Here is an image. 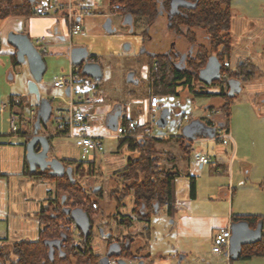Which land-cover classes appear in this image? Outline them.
Here are the masks:
<instances>
[{
    "label": "rangeland",
    "instance_id": "rangeland-1",
    "mask_svg": "<svg viewBox=\"0 0 264 264\" xmlns=\"http://www.w3.org/2000/svg\"><path fill=\"white\" fill-rule=\"evenodd\" d=\"M92 1V5L88 7L91 8L89 9L92 17H97L98 22L92 29L86 30L83 26L85 33H89L95 38L94 32L98 31L104 34L107 39L132 35L139 37L141 35L137 29L144 28L142 18L135 19L134 25L137 28L134 29L135 33H128V28L122 25L123 17L111 12L108 0ZM230 8L232 14L230 34L233 38V50L228 57L230 69L235 68L239 59L243 61L250 59L259 68L264 69V55H262V53L264 54V0H230ZM107 17H110L114 22L115 30L113 32L103 31L102 26ZM9 32L11 31H4L0 34L1 41L7 40ZM148 32L151 34L149 37L152 38L153 35L155 39H147V45L150 46L152 42L158 43L159 36L165 33V20L158 18ZM197 36L200 44L207 45L204 31H199ZM134 38L132 36V43ZM112 41V39L109 41L108 48H104L108 52L114 51V53L97 54L103 73L100 88L105 97L103 99L102 95V99L99 100L101 102L98 103L101 106V111H96L93 120H91L94 131H98V135L104 134L102 138L103 151L100 154H89L85 160L94 161L95 172L92 175L84 173L83 177L78 178L87 190L85 194L98 206L97 212L93 214L92 218L90 245L95 252L101 254L106 251V233L122 237L128 233L142 231L143 225L135 220L134 225L128 228L119 225L113 216L116 212L131 213L132 194L121 199L118 209H116L114 199L109 196L110 189L115 186L113 181L117 178L113 172L125 166L130 151L125 146L118 148L120 138L113 136V131L106 127V115L114 105L120 102L125 106L124 116L119 118L120 124L124 117L136 119L138 122H150V115L156 113L147 107L149 87L145 73L148 52H136V44H132L130 53L117 54ZM162 41L164 42V38ZM98 43L100 44V42ZM176 43L179 49L187 47L183 38L177 40ZM150 47L152 49V46ZM95 50L97 51V49ZM43 58L46 70L37 86L40 97L49 99L53 110L57 105L63 103L64 90L52 87V82L69 72L70 59L67 55L50 52H45ZM130 72H133L134 77L132 81H127V75ZM31 79L32 76L26 61L12 66L8 55L0 54V132L4 133L3 136H0V141H7V143L16 141V134L10 131L9 126V103L5 110L1 109L3 104L9 102L11 96L19 95L22 98L20 106L22 115L25 117H30V109H37L35 95L28 90V83ZM199 86L202 87L201 90L206 91H217L218 89L214 85H203L198 82L197 88ZM184 91L181 90L178 95L162 93L157 95L160 105L158 110L167 109L170 111L173 118H176V125L166 124L160 128L156 124V119L148 125L154 132L166 133L161 139H155L154 143L160 166L165 169L171 165L169 161H166L164 155L169 152L176 156L181 171L195 175V179L199 183L196 203L187 212L183 208L180 209L174 215L175 217L168 216L163 209H160L156 214H151L150 234L139 237L136 243L134 241V247L139 248L135 249V253L140 256L145 253L147 257L143 259L149 261L150 264H264V254L230 262L224 252L213 253V241L210 238L211 231L215 227V222H213L216 220L215 218L243 211L263 215L264 242V102L258 97L264 93V82L257 76L242 84L241 91L230 104L228 128L232 139L235 140L233 151L229 148L231 144L223 145L212 137L201 135L196 138L198 140L192 142L191 150L188 153L182 149L181 139L177 137L179 132L187 126L199 125L200 128L199 121H202V117L213 120L215 114L210 113L206 107L208 105L216 107L217 100H221L218 96L193 95ZM52 96H57V98L52 99ZM183 113L190 116L187 121L178 118ZM169 117L168 120H170ZM204 124L201 129L205 135L209 136L212 131L211 123ZM46 130L49 133H56L53 116L48 120ZM195 133L198 134L199 131ZM53 145L54 151L50 155L76 161L81 160L80 152L72 138L58 136ZM201 153H208L211 161L199 168V162L194 157ZM15 158V151L12 147L0 148V167L12 169ZM218 160L225 162V168L214 167ZM8 177H10L9 180L0 179V207L10 208L9 217L0 218V248L1 252L5 254L7 263V260L15 258L12 253L14 241L37 238L39 224L33 213L34 210H38L41 203H46V190L53 185L45 179L32 178L29 180L27 177H16L14 174H9ZM178 180L180 184L186 181V177H178ZM220 183L229 185L230 196L227 198V202H225V198L217 199L216 190L219 189L216 186ZM94 186H100V192H94L92 190ZM212 198L214 201L211 200ZM26 212L30 214V219H23V214ZM184 213L189 216L197 213L204 218L199 222H176V217ZM8 220L9 222H7ZM195 226H197V231L204 227V230L199 231L203 234L195 233L193 230ZM206 227H209L208 231H205ZM101 229L104 231L103 234H101ZM74 239H77L76 233ZM180 255H185V257L179 260ZM1 258L0 256V264L3 263ZM109 264H116L114 258H110Z\"/></svg>",
    "mask_w": 264,
    "mask_h": 264
},
{
    "label": "trees",
    "instance_id": "trees-1",
    "mask_svg": "<svg viewBox=\"0 0 264 264\" xmlns=\"http://www.w3.org/2000/svg\"><path fill=\"white\" fill-rule=\"evenodd\" d=\"M40 0H0V20L12 15H27L33 11L34 6ZM194 2L195 0H183ZM112 13L122 15L131 14L134 17H143L150 22L157 14L156 0H108ZM118 5V7H115ZM166 7L169 4L165 1ZM182 13L174 14L172 18V28L183 27L184 32L179 30V35L184 38L190 46H196L194 56L186 58L182 65L176 63L173 52L167 54H154L149 58L150 71L148 79L152 87L153 95L175 94L178 95L181 90L193 95L215 96L220 95L224 99L222 105V119L224 125L229 118L230 104L237 95L227 96L224 92L219 94L201 90L197 88L198 69L205 65L208 58L214 54L222 64L221 73L227 72L230 77L235 76V73H230L226 68L225 63L228 61L233 49V38L230 34L232 22V14L230 8V0H198L192 8L182 9ZM193 28L202 29L207 38V45L198 42L197 34L193 32ZM178 33V32H177ZM96 62V59L94 58ZM15 62V57H14ZM211 85H215L212 83ZM222 85V81L218 83ZM179 88V89H178ZM37 106V104H36ZM123 108V106H122ZM37 110V109H36ZM183 118V114L180 115ZM131 119L123 118L122 123ZM207 125L212 123L208 117L201 119ZM44 125L41 132L46 130ZM135 126V133L146 134L147 128L144 126ZM154 136H145L141 140L137 138H120L118 148L125 146L130 155L127 158L123 168L113 172L117 178L113 181L115 186L110 189L109 196L116 203V209L121 205V199L132 194V208L130 214H113L119 225L130 228L134 225L135 220L143 223L142 231L137 235L142 237L149 236V220L151 214H156L166 206L169 211L173 207L174 200V179L177 176L176 172L166 170L160 166L159 157L154 147ZM181 139V138H180ZM29 140V137L24 140V144ZM184 141L181 139V146L184 150ZM65 166L72 169V178L63 175L60 178H54L48 175L47 170L30 172L26 160L25 173L30 176H39L50 181L54 188L51 194H48V202L40 206L36 212L39 221L38 237L35 240H18L12 244L13 260L5 261V254L0 250L2 264H98V260L102 256L100 253L94 252L90 245L92 232L87 238L81 234L82 241L75 245L70 237V232L59 226L60 222L66 221V215L63 212L64 207L71 208L81 207L87 212L90 222L92 223L93 214L97 212L92 208V201L85 194L87 190L84 184L78 178L83 177L84 173L92 175L95 172L94 161H76L61 159ZM193 179V177H191ZM119 182V183H118ZM96 186L92 188L94 190ZM191 193H194V181L190 183ZM100 189V186H99ZM100 190L96 191V193ZM94 193V192H93ZM232 221L246 220L250 227H254L259 220H262L261 215H233ZM67 235L63 241L60 255L56 245L63 234ZM62 234V235H61ZM136 234L128 233L123 235L120 242L122 248L121 256L124 259L137 258L134 247ZM112 234L110 233L111 237ZM108 243L110 239L108 238ZM125 242L128 247H124ZM52 247V249H50ZM53 251V255H52ZM264 254L263 235L262 240L250 245L242 246V251L238 259H249L256 255ZM139 259V257H138ZM228 261L231 262L230 259Z\"/></svg>",
    "mask_w": 264,
    "mask_h": 264
},
{
    "label": "crops",
    "instance_id": "crops-1",
    "mask_svg": "<svg viewBox=\"0 0 264 264\" xmlns=\"http://www.w3.org/2000/svg\"><path fill=\"white\" fill-rule=\"evenodd\" d=\"M92 2H93L92 0H89V2L87 3L88 6L92 5ZM90 9H88L87 14L82 15L80 17L79 21H80V25H81V30L78 34H76L72 37H69L67 24L62 19V17H60V15H56V14L55 15H53V14L40 15V14H35L34 10L30 14H27V15H12V16H8L4 19H1L0 20V34L4 31H6V32L11 31V32H15V33L25 34L32 41V43L37 48V50L40 51L42 56L45 52H50V53L64 54V55H67L69 57L68 51L73 46H83V47H86L88 50V61H91V59H93L92 62H95L94 61V58H95L97 63H99L98 58H97V56H98L97 54H106V53L112 54V53H114V51L108 52L104 48V47L108 48V46H109L108 44H109V41L111 39L113 40L112 42L114 43V46L116 49L115 51L118 52L117 54H121L122 52L123 53H130L132 51V44H136V48H135L136 52L137 51L149 52V54H151V55H149V54L147 55V68H146V73H145L146 79L148 81V87H149V97L147 99H149L150 94H151V96L153 94L152 87H151V84H150L149 79H148V73L150 71L149 58L153 57L154 54H165V52L170 50V48L173 45L176 47L178 52H184V50H186L187 47H185L183 49H179L177 47V43H176L177 40H179L181 37L175 36L172 33L171 34L170 33L163 34L162 35L164 38V42H163L162 41L163 38H161L162 36L160 35L158 43L152 42V44L150 45V46H152V49L146 43V40L147 39L149 40L150 37L143 33V29H137L136 27L133 29L139 30V33L141 35L139 37L136 35H132L135 37L133 43H132V36L120 37V38H116V39H114V38L107 39V37L104 36V34L98 32V31L94 32V34H95V38H94V37H92V35H90L89 33H85L84 32L85 30H83V26L86 30L95 28V25L98 22L97 17H92V15L90 13L91 12ZM83 18H84V20H82ZM128 33H131L129 31V29H128ZM132 33H135V31L133 30ZM42 38H43V42H41V41L39 42L38 40H41ZM150 39L153 40L155 38H153V35H152V38H150ZM98 42H100V44ZM121 42L123 44L125 42L129 43L130 49L128 51H124L122 49L123 44ZM87 43L91 47H89L87 45ZM101 44H102V46H101ZM120 45H121V49L119 48ZM144 45L146 46V48L144 47ZM42 47H46V50L43 51ZM95 49H97V51ZM0 52H2L0 54L8 55V59H9L10 63L12 64V66L19 63L15 57V49L8 43L7 40L1 41V35H0ZM14 57H15V62H14ZM69 59H70V57H69ZM45 70H46V65H45ZM133 77H134V74H133ZM101 80L99 82L95 80L97 82L96 88H94L93 90L84 91V93L88 94L91 91L93 93L98 94L100 96V99H102V95H103V99H104L105 96L103 94V91L100 88ZM206 84L210 85V83H203V85H206ZM207 92H210V91H207ZM63 98H64L62 101L63 103H61L57 106L64 107L66 105V99L64 97V94H63ZM217 101H218V104L216 105V107H213L211 105H208L206 107V108H208L209 111L214 108V109H218L221 112L220 114H218V115L216 114L214 116L212 123H211L212 131H211V134L209 136L203 135V134L202 135L198 134V135L191 136L190 139H188V140H185L182 136L183 135L182 132H179V135L177 137L181 138L184 141V143H183L184 147L185 146L188 147L187 150H184L187 153L191 150L192 142L198 140V139H196L198 136L201 135V136H205V137H212L214 134L213 131L215 132V128L217 126H222V125L226 126V123L224 125V120L222 119V113H223L222 105L224 104V99L221 98V100L218 99ZM99 102H101V101L94 103L93 105L90 106V108H88L89 114L87 116L86 121H87V125H88V131L93 133V134L99 133L98 131H94V127L92 126V122H91V120H93V118H94L93 115L95 114V112L101 111V106L98 105ZM147 102H148V104H147L148 109L150 111H152L150 108V105H149V100H147ZM8 103L10 106L9 111L11 112L12 109L14 108V106H12L10 104V98H9V102L3 104L1 109L5 110L8 106ZM119 104H121L123 106L122 115H121L123 117L124 116L123 111H124L125 106L121 102ZM20 105H18V107H15L18 118L26 119V122L24 121V123L20 125L21 131L23 133L22 134L19 133L16 135V141L15 142L7 143V141H0V148H3L5 146L12 147L15 151V157H16L15 162H14V166L12 169L0 167V179L6 178V180H9V178H10V177H8L9 174H14L16 177H18V176L27 177L29 180L32 178L43 179L39 176H36V175L30 176V175L25 173V162L24 161H25V144L26 143L24 144V140L28 137L30 138L31 135L33 134V123H34L35 116H36V109H30V110H34L35 113L33 115H30V117H25L24 115H22V110H21ZM156 111H157V113L161 112L158 109ZM10 112H9V114H10ZM183 115H187L188 119L190 118V116L187 113H183ZM171 116H172V114L170 112V117H169L170 119L173 118V116L172 117ZM157 118H155V119L157 120ZM221 119H222V121H221ZM20 120L21 119H19V121ZM131 120L136 122V124L139 125L138 127L144 126L147 128V133L145 135L140 134V133L138 135H144V136H149V137L156 135L157 139H161V137L165 136V134H166L165 132H154V131H152L150 129V126L148 125V124H151L150 122L153 121L151 119H150V122H138L136 119H131ZM118 123H119V121H118ZM55 129H56V127H55ZM226 129L229 131L228 120H227ZM44 134H46L50 139V153H52L54 151L53 143H54L55 138L58 136H67L64 132H58L57 130H56L55 134L49 133L47 130H45ZM1 135L3 136L4 133L0 132V136ZM100 135L104 136V134H102V133ZM230 136H231V134H230ZM19 137L21 139H18ZM67 137H69V136H67ZM70 138H72V137H70ZM72 139L74 140V138H72ZM229 144H231L229 146V148L231 149V151H233V146H235L233 144H235V140L232 139V137H231V141L229 142ZM180 146H181V144H180ZM182 149H184V148L182 147ZM225 153H226V151H225ZM228 153H229V150H228ZM201 154H204V155H207L210 157V155L208 153H201ZM201 154H199V155H201ZM164 155H165L166 161H169V163L171 164L168 167H166L165 169L177 173V176L174 179L173 207L169 211L166 210L167 209L166 206H164L162 208L168 216L172 217L180 209L183 208L187 212V211L191 210V208L195 205V203H196L195 199L197 198V195H198L199 183L195 179V175L190 174L189 172L185 173V171L180 170V167L177 164L176 156L174 154L166 152ZM50 156L58 158L57 156H54L53 154H51ZM58 159L61 160L64 158H58ZM194 159L199 162V168H202L205 165V164H202L195 157H194ZM210 159H211V157H210ZM65 160H71V159H65ZM224 163L225 162H223L222 160H218L217 164H215L214 167L225 168ZM165 164H167V162H165ZM184 176L186 177V181L179 184L178 177H184ZM191 177H193V179H191ZM191 180L194 181V193L193 194L191 193V187H190ZM231 182L232 181L230 179V183ZM228 187H229V185H225L223 183H220L216 186V188L219 189V190H216L217 199L225 198L226 199L225 202H227V200H228L227 198L230 196V191H229ZM53 188H54V186L52 185L51 188H48L46 190V198H45L46 203L48 202V200H47V198L49 197L48 194L52 193ZM230 190H231V188H230ZM6 196H7V194H6ZM211 200L214 201L213 198ZM46 203H41L39 205V208L41 205L46 204ZM231 205H232V203H231ZM39 208H38V210H39ZM9 210H10L9 207L1 208L0 209V218H4V217L8 218L9 214H10ZM38 210H36V211L34 210L33 214L35 215V220L39 224L38 218L36 216V212ZM251 212H256V211H251ZM233 215H261V214L260 213H247V212H243V211H238L237 213H231L230 215L225 214V215H222L220 217L215 218L216 220L213 221V222H215V227H213V230L211 231L212 235L210 236V238L212 239L211 241H213L214 233L218 229L226 228L230 225V223L232 222L231 216H233ZM261 216H263V215H261ZM30 218H31V216L28 212L23 214V219H30ZM203 218H204L203 216H199V215H197V213H194L191 216L184 213V214L180 215L179 217H176V222H199V221H202ZM150 221H151V219L149 220V227L151 229ZM7 222H9V220ZM193 230L195 233H198V235H201V234H203V232H199V231L204 230V227L200 228L197 231V226H195V227H193ZM208 230H209V227H206L205 231H208ZM133 233L137 235L138 232H132V234ZM149 234H150V231H149ZM139 237H142V235L141 236L137 235V237L135 238V243H136V241H138ZM105 243H106V240H105ZM0 250H1V248H0ZM96 253H100V252H96ZM101 255L103 256L104 254H101ZM138 257H139V259H138ZM145 257H147V255L145 253H143L141 256L137 254V258L132 260V262L137 263L139 261H142V264H150L149 261H145L146 259H143Z\"/></svg>",
    "mask_w": 264,
    "mask_h": 264
},
{
    "label": "water",
    "instance_id": "water-1",
    "mask_svg": "<svg viewBox=\"0 0 264 264\" xmlns=\"http://www.w3.org/2000/svg\"><path fill=\"white\" fill-rule=\"evenodd\" d=\"M124 24L130 26L129 31L132 32V15H126ZM105 32H113L115 29L112 25V19L107 17L102 26ZM8 43L15 49V57L19 63L27 62L29 71L31 73L32 79L28 83V90L31 94L35 95L37 110L36 116L33 123V134L25 144V160L28 164L30 172H35L37 169L40 171L47 170L48 175L54 178H60L63 175H67L68 178H72V169L69 166H65L64 163L56 158L49 155L50 152V139L49 137L42 133L43 126L47 125L48 120L51 116V102L47 98H41L39 95V89L37 83L42 80L43 74L45 72V62L42 54L34 46L32 41L22 33L9 32L7 36ZM124 51L130 49V44L125 42L122 45ZM68 55L73 64L81 66V74L87 77H91L96 81H100L103 78L102 67L97 62L88 61V50L83 46H73L69 51ZM216 62L217 59L213 57ZM212 57L208 58L205 65V69L212 63ZM219 63V62H218ZM218 77V74L217 76ZM133 80V72L127 75V81ZM205 83H210L209 79H202ZM239 91V90H238ZM237 91V92H238ZM65 93L68 95L69 88L65 89ZM234 95V93L229 96ZM122 115V105L116 104L107 113L105 118V124L107 128L111 131H115L119 117ZM170 112L167 109H163L160 112L159 117L156 120V124L163 128L166 124L170 126L176 125V118L168 120ZM180 118V116L178 117ZM200 128L197 125L187 126L181 130L182 136L185 140L190 139L191 136L203 134L202 127H204L203 121H199ZM199 131L198 134L195 132ZM99 190V186L94 188V192ZM64 214L66 215V221H74L80 230L84 238L90 235L92 229V223L86 211L81 207L71 208L69 206L64 207ZM231 232L229 239V247L225 252L230 260H236L242 251V246L255 244L262 240V220H259L254 227H250L246 220L232 221L229 225ZM101 234L103 230L101 229ZM63 237L59 239L56 249L58 250V255H60V249L64 240H66L67 235L62 233ZM61 234V235H62ZM106 238H109L110 233H106ZM124 247H128V243L125 242ZM52 249V247H50ZM122 248L119 243L111 242L106 246V251L103 256L98 260V264H109L110 258H114L116 264H142V261L137 263H128L122 256ZM53 255V251H52ZM185 255H180L179 260L183 259Z\"/></svg>",
    "mask_w": 264,
    "mask_h": 264
},
{
    "label": "built area",
    "instance_id": "built-area-1",
    "mask_svg": "<svg viewBox=\"0 0 264 264\" xmlns=\"http://www.w3.org/2000/svg\"><path fill=\"white\" fill-rule=\"evenodd\" d=\"M88 2L89 0H44L43 2L39 1L36 3L33 10L35 14L40 15H60V17H62L67 24L69 37H72L78 34L81 30L79 20L82 15L88 13ZM115 7H118V5ZM38 41L43 42V38ZM42 48L43 51L46 50V47ZM92 61L93 59H91V62ZM225 65L227 66L228 63ZM226 75L227 72H224L222 77L225 78ZM96 84L97 82L93 78L82 75L81 66L73 64L72 61H70L69 72L65 76L56 78L52 82V87L61 88L64 92L66 88H69L68 95L64 93L66 105L64 107L56 106L51 111V116L54 118L55 127L58 132H64L67 136L74 138V144L80 152L82 161H85L89 154H100L103 151V136L89 132L86 121L89 114L88 108L98 102L100 100V96L93 92L86 94L84 91L93 90L96 88ZM56 98L57 96H52V99ZM21 101L22 98L18 95L10 97V104L14 106V108L10 112L9 126L10 131L16 135L23 133L20 125L23 124L24 121L26 122V119L18 118L15 109V107L21 104ZM149 105L151 110L156 112L155 114L153 113L150 115V119L154 120L160 115V113H157L156 111L160 107L159 99L156 95L150 96ZM34 113V110H30V115H33ZM210 113L216 115L220 113V111L213 108L210 110ZM19 119L21 120L19 121ZM183 120L187 121L188 116L183 115ZM135 126L136 122L132 120L122 124L118 123L116 130L113 131V136L117 138H137L141 140L145 136L136 134ZM212 138L223 145H227L231 141L230 133L226 129V126L223 125L215 128ZM195 158L202 164H207L211 161L210 157L204 154L195 155ZM92 208H98L95 202L92 203ZM59 226L70 232V237L73 239V243L75 245L81 243V232L74 221L60 222ZM75 233L77 239H74ZM230 235L231 232L229 226L226 228H220L214 233L212 242L213 253L218 254L228 250ZM114 240H116V237H113L110 241L114 242ZM126 261L128 263H132V259H126Z\"/></svg>",
    "mask_w": 264,
    "mask_h": 264
},
{
    "label": "flooded vegetation",
    "instance_id": "flooded-vegetation-1",
    "mask_svg": "<svg viewBox=\"0 0 264 264\" xmlns=\"http://www.w3.org/2000/svg\"><path fill=\"white\" fill-rule=\"evenodd\" d=\"M165 1L169 4V6H165ZM198 0H195L194 2L192 1H187V3L185 4L183 0H156V4H157V14L156 16L150 21L147 22V20L143 17H134L132 16V32H133V28H135L134 23L136 22V18H142L143 19V33L146 34L147 36L151 35L150 32H148L150 30V27L152 25L155 24V22L157 21V19L159 18H163L165 20V33H172L175 36L181 37V35H179V30L181 32L185 31V28H183L182 26L177 28V32L175 31V28H172V18L174 16V14H181L182 13V9H188V8H192L194 4H196ZM123 20H122V25L126 26L128 29H130V26L127 24H124L123 21L126 17V15H122ZM232 23V22H231ZM112 25L114 26V22H112ZM193 32L195 34L198 35L199 31H203L202 29L199 28H193L192 29ZM162 33V34H165ZM198 37V36H197ZM184 39V38H183ZM207 39V38H206ZM186 42V41H185ZM195 48V50H194ZM193 50H194V54H193ZM233 50V49H232ZM263 50H264V45H263ZM169 52H173V57L174 60H176V63H178L179 65L183 64V61L186 58H189L191 56H194L196 53V46H190L187 44V49L184 52H178V50L176 49V47L173 45L170 50H168L167 52H165V54L169 53ZM262 52V51H261ZM264 52V51H263ZM149 54V52H148ZM151 55V54H149ZM262 55H264L262 53ZM210 57H215L216 56L214 54H212V56ZM209 57V58H210ZM217 61L213 58L212 59V63H210V65H208V67L205 69V65L200 67L198 69L197 72V77H198V82L200 83H205L204 81H202V79H209L211 80L210 85L212 83H214L215 87H217V91H210L211 93H215V94H219L221 92H224L225 95L229 96L230 94L234 93V95H237L242 88V84H245L246 82H249L253 77H259V79L264 82V69L263 68H259L255 63H253L250 59H248V61H243L242 59H239V61L237 62L235 68L230 69V62L229 60L226 62L228 63V65L226 66V68H228V70L230 71V73H235L236 75L233 77H230L229 74L226 75L225 78L222 77L221 70H222V64L221 62L218 60V58H216ZM225 63V64H226ZM218 74V77H216ZM222 81V85H218V83ZM201 87V86H199ZM239 90V91H238ZM238 91V92H237ZM218 96L220 98H222V96L220 95H215ZM258 97L264 102V93L262 95H258ZM172 117V116H171ZM44 130V129H43ZM113 237H116V240H114V242H117L120 244V242H118L119 239H121L122 237H117V236H111L109 237L110 240H112ZM111 243V242H109ZM106 240V244H109Z\"/></svg>",
    "mask_w": 264,
    "mask_h": 264
}]
</instances>
